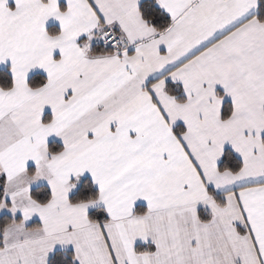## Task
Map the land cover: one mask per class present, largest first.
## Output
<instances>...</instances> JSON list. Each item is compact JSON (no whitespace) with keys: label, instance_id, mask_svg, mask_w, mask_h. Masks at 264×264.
Wrapping results in <instances>:
<instances>
[{"label":"snow or ice","instance_id":"snow-or-ice-1","mask_svg":"<svg viewBox=\"0 0 264 264\" xmlns=\"http://www.w3.org/2000/svg\"><path fill=\"white\" fill-rule=\"evenodd\" d=\"M0 264H264V0H0Z\"/></svg>","mask_w":264,"mask_h":264}]
</instances>
